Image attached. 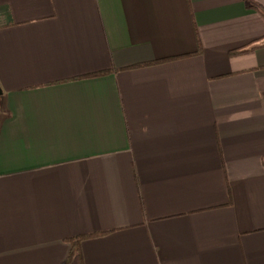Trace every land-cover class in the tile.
Returning a JSON list of instances; mask_svg holds the SVG:
<instances>
[{
  "label": "crops",
  "instance_id": "crops-1",
  "mask_svg": "<svg viewBox=\"0 0 264 264\" xmlns=\"http://www.w3.org/2000/svg\"><path fill=\"white\" fill-rule=\"evenodd\" d=\"M0 89V264H264V0H0Z\"/></svg>",
  "mask_w": 264,
  "mask_h": 264
},
{
  "label": "trees",
  "instance_id": "trees-1",
  "mask_svg": "<svg viewBox=\"0 0 264 264\" xmlns=\"http://www.w3.org/2000/svg\"><path fill=\"white\" fill-rule=\"evenodd\" d=\"M250 7L256 8L257 10L263 11V9L254 1H251V4H249ZM254 47H245V48H240V49H236L234 51H231V54H238V53H244L247 51H250L251 49H253ZM108 70L106 71H101V72H97V73H93L91 75H100L103 73H106ZM83 77V76H82ZM98 233H94V234H79L76 236H72L67 238V241H69L71 243V251L69 253V256L67 257V259L65 260V262L63 264H67L71 258V256L75 253L79 251L80 248V242L87 238V237H91L94 235H97Z\"/></svg>",
  "mask_w": 264,
  "mask_h": 264
},
{
  "label": "water",
  "instance_id": "water-1",
  "mask_svg": "<svg viewBox=\"0 0 264 264\" xmlns=\"http://www.w3.org/2000/svg\"><path fill=\"white\" fill-rule=\"evenodd\" d=\"M0 93H1V89H0Z\"/></svg>",
  "mask_w": 264,
  "mask_h": 264
}]
</instances>
